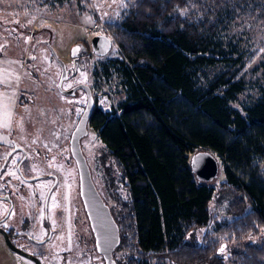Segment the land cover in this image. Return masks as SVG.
<instances>
[{"label":"trees","instance_id":"trees-1","mask_svg":"<svg viewBox=\"0 0 264 264\" xmlns=\"http://www.w3.org/2000/svg\"><path fill=\"white\" fill-rule=\"evenodd\" d=\"M73 1L89 13L87 0L53 2ZM246 5L260 19L264 0H125L118 22L102 20L120 56L94 77L117 76L124 96L88 117L91 169L111 208L120 205L121 239L139 243L125 264H264V87L240 99L248 61L221 40L217 20ZM202 148L223 179L191 173Z\"/></svg>","mask_w":264,"mask_h":264},{"label":"flooded vegetation","instance_id":"flooded-vegetation-1","mask_svg":"<svg viewBox=\"0 0 264 264\" xmlns=\"http://www.w3.org/2000/svg\"><path fill=\"white\" fill-rule=\"evenodd\" d=\"M25 31L19 23L9 25L0 19V119L5 126V134L0 138V264H107L83 201L79 170L71 150V135L67 141L62 140L55 145L50 138H22L6 134V126H16L19 131L25 113L41 107L33 97L28 101L25 98V63L32 56L26 48L34 52L41 41L48 46L50 41L38 39L33 42L32 37L25 41ZM93 36L71 46L72 59L77 53L76 58H89L91 55L100 58L110 52L111 49L105 55L94 53L91 45ZM8 47L12 50L6 51ZM9 61L11 69L6 71L3 65ZM27 72V79L34 82V72ZM8 75H12V85L7 82ZM90 75L93 83L87 85L93 97V111L99 108L96 91L99 84L94 71ZM80 89L84 94H80L81 115L87 103V93ZM76 90L70 94L74 95ZM86 126H90L89 118ZM82 137L79 145L91 179L117 228L111 261L113 264L128 263L127 255L135 252L139 243L121 239L120 205L111 208V202L88 163Z\"/></svg>","mask_w":264,"mask_h":264},{"label":"rangeland","instance_id":"rangeland-1","mask_svg":"<svg viewBox=\"0 0 264 264\" xmlns=\"http://www.w3.org/2000/svg\"><path fill=\"white\" fill-rule=\"evenodd\" d=\"M53 1L0 0V19L9 25L19 23L25 30L30 29L31 36L30 33L24 32L25 41H29L30 37L34 40L33 42L38 39L50 41L49 46L41 41L38 50L35 49L34 52L31 48H26V51L32 52V56L25 63L23 84L26 88L25 98L28 101L29 97H33L34 102L41 107L33 108L25 113L22 128L19 131L16 126L12 125L10 128L6 126V134H14L22 138H50V142L58 145L62 140H68L77 123L82 108L79 106L80 94H83V91L77 89L74 95H64L59 92L57 80L60 76V65L50 50L54 49L66 63V74L61 85L63 89L71 88L79 83H93L90 73L99 68V63L120 56L114 40L112 39L110 52L100 58L91 55L89 58L72 59L70 48L76 43L88 41L94 34L91 26L96 14L100 21L118 22V8L124 4L125 0H87L89 2H87V8L90 11L89 13L86 11L85 14L80 12L79 4L75 1L62 6L55 5ZM249 5L245 6L244 12L236 11L231 16L226 15L224 11L217 14L221 40H230L235 51L248 61L245 70L247 88L240 95V99L247 101L255 99L264 87V12L261 13L260 19L248 16L246 10H249ZM3 12L7 14H2ZM11 50V47L6 49V51ZM9 64L11 61L3 65L6 71L11 69ZM28 70L34 72L36 79L34 82L27 79ZM8 77V80L7 77L5 78L8 84L12 85V75ZM117 78L112 76L109 84L99 80L96 91L98 92L97 105L100 109L106 110L123 98V93L118 89ZM3 128L5 126L0 119V138H3L2 135L5 134ZM87 129L88 132L82 137L81 143L87 153L88 163L92 166L98 139L91 126ZM222 168L223 166L219 163V179L224 178ZM1 249L0 244V252Z\"/></svg>","mask_w":264,"mask_h":264},{"label":"water","instance_id":"water-1","mask_svg":"<svg viewBox=\"0 0 264 264\" xmlns=\"http://www.w3.org/2000/svg\"><path fill=\"white\" fill-rule=\"evenodd\" d=\"M92 50L97 55H105L112 46V38L106 34L94 35L91 38ZM51 48V47H50ZM53 56L60 64V76L58 79V88L64 94H70L76 89L83 88L87 93V103L80 115L72 133L71 150L76 160L79 170L81 193L84 204L88 210L89 219L92 228L96 234L99 246L104 252L107 264H113L111 261V248L117 239V228L111 219L108 207L103 203L90 175L89 167L81 152L79 138L86 134V125L88 117L93 109V97L87 84L79 83L70 89H63L61 83L66 74V65L51 48ZM73 55V51L71 53ZM190 171L198 182H212L218 177L219 161L218 158L207 148H202L190 154Z\"/></svg>","mask_w":264,"mask_h":264},{"label":"built area","instance_id":"built-area-1","mask_svg":"<svg viewBox=\"0 0 264 264\" xmlns=\"http://www.w3.org/2000/svg\"><path fill=\"white\" fill-rule=\"evenodd\" d=\"M91 28H92V32L94 33V35H96V34H107V35H109L108 30L106 29V27L104 26L102 21L93 22Z\"/></svg>","mask_w":264,"mask_h":264},{"label":"crops","instance_id":"crops-1","mask_svg":"<svg viewBox=\"0 0 264 264\" xmlns=\"http://www.w3.org/2000/svg\"><path fill=\"white\" fill-rule=\"evenodd\" d=\"M6 12H3L2 14H5ZM7 14V13H6Z\"/></svg>","mask_w":264,"mask_h":264},{"label":"snow or ice","instance_id":"snow-or-ice-1","mask_svg":"<svg viewBox=\"0 0 264 264\" xmlns=\"http://www.w3.org/2000/svg\"><path fill=\"white\" fill-rule=\"evenodd\" d=\"M221 251H223V248L221 249Z\"/></svg>","mask_w":264,"mask_h":264}]
</instances>
